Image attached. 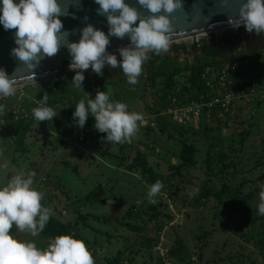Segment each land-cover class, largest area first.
I'll return each instance as SVG.
<instances>
[{"label": "rangeland", "instance_id": "1", "mask_svg": "<svg viewBox=\"0 0 264 264\" xmlns=\"http://www.w3.org/2000/svg\"><path fill=\"white\" fill-rule=\"evenodd\" d=\"M225 31L171 43L161 57L174 58L173 44L190 47ZM103 71L113 77L110 85L100 89L98 75L89 68L90 81L78 92L86 101L104 91L129 112L142 114L132 142H109L99 132L96 144L80 143L73 115L59 104L52 121L35 119L23 155L14 157L0 147V188L15 175L35 172L33 187L44 193L42 205L51 210L50 217L73 225L72 237L85 242L95 264L118 254L122 264H264V215L258 212L264 191V94L248 95L228 111H211L180 126L163 110L148 107L156 88L142 73L132 85L119 67L106 64ZM26 87L15 88L14 96ZM14 96L10 101L28 107ZM94 123L89 116L85 126L95 129ZM145 168L163 184L155 204L148 192L157 181ZM42 177L47 181L40 188ZM159 215L166 219L161 230L157 220L151 221L156 216L162 223ZM12 229L14 238L41 249L53 240ZM177 240L185 246L182 259L169 253Z\"/></svg>", "mask_w": 264, "mask_h": 264}, {"label": "clouds", "instance_id": "2", "mask_svg": "<svg viewBox=\"0 0 264 264\" xmlns=\"http://www.w3.org/2000/svg\"><path fill=\"white\" fill-rule=\"evenodd\" d=\"M99 5L98 14L106 15L108 34L87 25L81 31L78 42L68 43L67 33L62 32L64 15L58 0H2L0 24L5 30H15L14 55L32 77L34 70L44 57L56 55L66 44L72 58L70 70L76 88H81L84 72L89 68L97 75H103V68H121L128 83L135 85L142 73L143 64L149 59L148 52L156 55L167 52L170 47L171 14L182 5L180 0H138L140 6L150 14L143 16L137 8L125 0H95ZM137 21H139L137 23ZM228 23L234 28L243 26L249 33H264V0H246L239 8L238 17H230ZM109 36L123 39L128 36L130 46L118 49L120 59L107 52ZM16 73L10 78L0 69V98L15 94ZM47 95L42 97L41 106L32 114L37 121H52L57 117L54 109L45 106ZM4 108L0 105V112ZM78 127L83 128L89 118L95 120L94 128L109 142L131 143L144 122V116L129 112L128 106L110 100L109 93L97 91L94 99H81L73 112ZM7 168L5 162L2 165ZM35 172L13 176L6 186L0 188V264H95L91 252L84 241L71 235L56 236L46 248H38L34 242L14 238L10 232L13 225L21 232L37 236L48 223L51 210L42 205L44 193L33 187ZM163 184L157 181L148 192L149 203L155 204V197ZM191 195V194H190ZM258 212L264 215V191L260 192Z\"/></svg>", "mask_w": 264, "mask_h": 264}, {"label": "trees", "instance_id": "3", "mask_svg": "<svg viewBox=\"0 0 264 264\" xmlns=\"http://www.w3.org/2000/svg\"><path fill=\"white\" fill-rule=\"evenodd\" d=\"M243 43V32L241 27L227 29L225 33L219 37L212 36L209 39L202 40L199 44L193 43L190 47L185 44H173L172 50L174 58H163L156 55L155 52L148 53L149 59L146 60L142 68V76H145L149 86L156 88L153 92V102L148 104L150 109H155V112L163 110L170 102V95L173 94L176 87L181 86V96L187 98H196L200 94L207 92L205 82L202 80V73L206 67L220 65L224 62H233L236 60L237 54ZM192 55L190 61L189 56ZM181 57H187L183 62L177 60ZM74 71L67 67L64 63L61 72L54 78L28 85L24 91V96H14L18 100H23L27 103V109L32 110L37 108L36 102H40L42 97L47 95V104L45 106L52 109L55 106L62 104L68 113L73 114L76 105L81 100V94L78 88L74 87L72 79L75 75ZM189 71L190 75L185 76V79L180 84V77ZM245 70L240 69L236 72L235 83L241 88L250 92L248 80L245 76L248 74ZM84 82H89V75L84 72ZM111 77L109 71H103V75L97 76V81L100 89L106 85H110ZM15 101H0L4 111L0 112V147H6L13 153L14 157L21 156L26 152V138L31 131V126L35 121L32 117L27 121H15L9 113V108ZM22 106V107H23ZM4 121V123H2ZM102 138L100 137V140ZM145 173L153 181L158 180V176L150 168H145ZM206 196V195H205ZM208 196V195H207ZM163 222L152 217V222L156 221V227L161 230L166 225L164 215ZM73 225L70 223L63 224L57 219L50 217L45 229L40 233L43 238L54 239L59 235L73 234ZM185 246L181 240H177L175 245L171 247L169 253L179 259H182ZM106 264H122L120 255H116L107 259Z\"/></svg>", "mask_w": 264, "mask_h": 264}, {"label": "water", "instance_id": "4", "mask_svg": "<svg viewBox=\"0 0 264 264\" xmlns=\"http://www.w3.org/2000/svg\"><path fill=\"white\" fill-rule=\"evenodd\" d=\"M14 2L19 3V0H14ZM180 2L182 6L170 17L172 26L170 44L234 28L228 23L229 18L238 17L239 8L246 0H180ZM58 3L65 12L59 18L63 23L62 32L67 33L68 43L78 42L82 29L89 24L102 30L106 35L108 34L107 17L98 14L99 5L95 0H58ZM125 3L137 8L143 16L150 14L139 5L138 0H125ZM0 9H2V0H0ZM109 40L107 52L117 57H120L119 48L130 46L128 36L123 39L109 36ZM16 46L15 30H5L0 24V69L5 70L10 78L16 73L15 88L48 81L61 72L64 63L68 68L72 63L68 47L62 43L56 55L50 58L44 57L40 64L32 70L35 72L34 78L22 62L12 55L11 50ZM95 197H98V193Z\"/></svg>", "mask_w": 264, "mask_h": 264}, {"label": "built area", "instance_id": "5", "mask_svg": "<svg viewBox=\"0 0 264 264\" xmlns=\"http://www.w3.org/2000/svg\"><path fill=\"white\" fill-rule=\"evenodd\" d=\"M243 32L248 33L242 26ZM198 38V37H197ZM200 39L196 40L199 44ZM240 61L224 62L217 66L206 67L202 73V80L205 82L207 92L200 94L196 98H187L181 96V86L176 87L173 94L170 95V102L163 109L165 115H169L180 126H188L197 119L202 118L206 113L211 111L224 112L228 111L237 100L252 95L254 93L264 94V83L258 84L251 80L247 75L250 92L241 89L236 83L234 74L239 70ZM187 71L185 76H189ZM14 96V95H13ZM11 96L0 98V101H8ZM38 107L40 102H36ZM9 113L15 121H27L32 117L31 110L22 107L19 104H12L9 108ZM75 138L82 144H96L100 137L99 132L95 129H90L86 126H73ZM47 179L42 177L38 185L43 188Z\"/></svg>", "mask_w": 264, "mask_h": 264}, {"label": "crops", "instance_id": "6", "mask_svg": "<svg viewBox=\"0 0 264 264\" xmlns=\"http://www.w3.org/2000/svg\"><path fill=\"white\" fill-rule=\"evenodd\" d=\"M243 32V28H241ZM255 37L257 40L253 42L248 41V38ZM192 60V59H190ZM236 60L240 61V71L241 69L245 70L244 72L248 73L247 76L256 81V83H264V33L256 34L244 33L243 32V43L237 54ZM234 74V78H235ZM24 96V92H19L16 96ZM4 123V121L2 122ZM12 231L14 229H11ZM12 233V232H10ZM14 235L18 236V233Z\"/></svg>", "mask_w": 264, "mask_h": 264}, {"label": "bare ground", "instance_id": "7", "mask_svg": "<svg viewBox=\"0 0 264 264\" xmlns=\"http://www.w3.org/2000/svg\"><path fill=\"white\" fill-rule=\"evenodd\" d=\"M200 37V36H199ZM197 38V37H196ZM192 39V38H191ZM117 58H119V57H117Z\"/></svg>", "mask_w": 264, "mask_h": 264}]
</instances>
